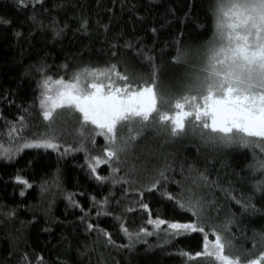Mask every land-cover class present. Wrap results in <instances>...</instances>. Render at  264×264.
Masks as SVG:
<instances>
[{
  "label": "trees",
  "instance_id": "16d2710c",
  "mask_svg": "<svg viewBox=\"0 0 264 264\" xmlns=\"http://www.w3.org/2000/svg\"><path fill=\"white\" fill-rule=\"evenodd\" d=\"M215 2L43 0L42 5H33L31 0H26L29 6L22 8L16 0H0V21L8 22H0V144L8 148L18 142L19 134L9 125L20 128L21 116L24 117L23 135L47 131L38 111L37 81L42 76L68 80L79 68L116 64L121 74L147 78L152 67L146 57L151 56L160 85L174 97L186 94L185 85L200 73L204 60L190 54L186 62L177 61L176 47L202 49L212 36L210 9ZM33 13L35 22L29 19ZM186 14L198 15L197 22L207 31L193 33ZM84 20H87L86 31L81 29ZM54 27L65 30L57 37ZM152 28L158 30L155 37L150 31ZM16 32L21 35L16 36ZM181 32L183 39L177 45L174 38ZM126 43L131 47H124ZM41 64L46 67L38 72L36 68ZM60 120L64 121L63 125ZM77 127L74 117L58 118L55 128L61 142H67L65 146H78ZM102 146L103 139L96 137V149L90 155L98 154ZM136 157L129 163L146 165L153 170L142 177L144 181L155 171L164 170L169 177V192L179 194L180 186L172 181H182L186 196H203L206 201L214 202L206 203L205 208L215 218L218 228H223L226 216L234 213L235 223L229 227L237 247L242 245L254 254L264 247L261 241L264 194L254 191L256 183L264 180V143L258 138L247 148H220L204 144L197 135L153 138L149 133L145 142H138ZM86 164L83 152L58 157L51 150L42 155L25 150L12 163L0 158V264H21L23 254H27L31 264H36L37 256L46 264H189L179 252L202 250V240L176 238L166 244L163 233L146 237L147 244L141 240L129 249L128 237L120 228L121 221L113 217L121 215L129 231H138L141 226L152 231V226L146 224V214H123L125 205L135 207L132 203L135 194L130 189L125 196L120 186L97 184L89 178ZM99 171L101 175L109 174L106 166H101ZM17 173L32 185L24 189L23 196L20 195L22 186L14 180ZM201 174L207 177L206 182ZM68 193L75 194L74 199L85 212L91 208V222L105 229L113 244H108L107 238L95 231H84L79 220L84 213L71 206L65 198ZM91 196L98 200L108 197L107 210L112 216L97 219ZM232 196L242 202L253 196L252 203L258 211L243 213ZM160 200L157 194L147 202L161 218H169L165 215L166 202L159 205ZM12 210L14 215L8 216ZM209 239L213 240L214 236L210 234Z\"/></svg>",
  "mask_w": 264,
  "mask_h": 264
},
{
  "label": "snow or ice",
  "instance_id": "6c2138e0",
  "mask_svg": "<svg viewBox=\"0 0 264 264\" xmlns=\"http://www.w3.org/2000/svg\"><path fill=\"white\" fill-rule=\"evenodd\" d=\"M16 3L22 8L29 6L26 0H16ZM31 3L42 5L43 0H31ZM192 6L190 3L189 9ZM210 11L212 36L202 49L176 47L177 61L186 62L190 54L204 60L200 73L193 75L185 85L186 94L174 97L160 85L151 56L146 57L152 67L147 78L121 74L116 64L103 68L82 67L73 71L68 80L42 76L37 81L38 111L47 131L23 135L24 117L21 116L20 128L9 125L12 131L19 134L18 142L8 148L0 144V158L12 163L25 150H34L40 155L51 150L58 157L83 152L89 178L99 185L120 186L125 196L131 189L136 196L132 201L135 207L125 205L123 214H146V224L152 226V231L141 226L138 231L132 232L124 226L121 215H115L113 218L121 221L120 228L128 237L129 249L141 240L147 244L146 237L163 233L166 244L176 238L202 240V250L179 252L189 264H264V247L254 254L233 243L234 234L229 226L235 223L234 213H229L223 228H218L215 218L205 208L206 203L214 202L206 201L203 196H186L182 181H172L180 186L179 194L169 192V177L164 170L155 171L144 181L142 177L153 170L146 165L129 163L138 158V142H145L149 133L153 138L197 135L204 144L220 148H247L255 144L257 138L264 143V0H216ZM186 18H189L193 33L207 31L204 25L197 22L198 15L186 14ZM29 19L35 22V13ZM86 26L87 20H84L81 29L86 31ZM65 28L54 27L55 36H60ZM150 31L155 37L158 30L152 28ZM15 35L20 36L21 33L16 32ZM174 39L179 45L183 32ZM124 47L131 45L126 43ZM45 67L41 64L36 70L43 72ZM62 67L67 68V65ZM66 115L74 117L78 125L77 147L65 146L67 142L62 143L61 135L56 132L58 118ZM59 122L61 125L64 123L63 120ZM96 137L103 139V146L97 150L98 154L90 155L96 149ZM101 166L107 167L108 175L100 174ZM201 176L206 182L207 177ZM14 180L22 186L21 196L25 194L24 189L32 187L19 173ZM254 191L264 194V180L256 183ZM157 194L161 197L159 205L166 202L165 215L169 218H161V214L147 202L149 197ZM74 195L68 193L65 198L71 206L80 208L84 213L79 217L84 231H95L99 236L106 237L108 244H113L110 234L91 222V208L85 212ZM231 199L241 206L243 213L255 214L258 211L252 203L253 196H248L243 202L235 196ZM90 200L92 207L96 208L97 219L112 216V212L107 210L108 197L98 200L91 196ZM7 215H14V210ZM210 234L214 236L213 240L209 239ZM261 241L264 242V233L261 234ZM21 264H31L27 254L22 255ZM36 264L46 262L37 256Z\"/></svg>",
  "mask_w": 264,
  "mask_h": 264
}]
</instances>
